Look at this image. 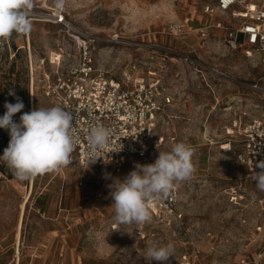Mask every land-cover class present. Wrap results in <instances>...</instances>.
Segmentation results:
<instances>
[{
  "label": "rangeland",
  "instance_id": "rangeland-1",
  "mask_svg": "<svg viewBox=\"0 0 264 264\" xmlns=\"http://www.w3.org/2000/svg\"><path fill=\"white\" fill-rule=\"evenodd\" d=\"M206 1L33 0L32 12L52 13L63 5L68 20L86 35L94 64L107 75L130 84L164 77L175 101L165 109L148 157L138 163H154L159 151L183 142L193 149L195 172L173 187V212L165 207V197L155 198L149 202L151 220L142 224L115 222L108 187L112 178L123 180L137 163L117 168L72 159L59 173L30 181L8 175L0 180V264L16 257L18 247L20 257L46 247L66 264H158L145 258V249L167 243L175 251L164 264L251 263L261 252L264 205L258 197L264 191L237 162L234 139L236 121L264 113V56L250 47L222 50L214 40L196 35L192 24L207 20L202 13ZM31 18V31L14 33L15 43L29 40L36 62L55 57L63 47L71 55L68 64L77 65L81 41L50 16ZM171 21L188 23L190 33L184 38L167 34ZM27 55L20 50L0 76V111L5 113L4 104L19 97L24 108L14 115L18 120L25 112L51 105L39 80L31 93ZM47 61L42 70L51 72Z\"/></svg>",
  "mask_w": 264,
  "mask_h": 264
},
{
  "label": "built area",
  "instance_id": "built-area-1",
  "mask_svg": "<svg viewBox=\"0 0 264 264\" xmlns=\"http://www.w3.org/2000/svg\"><path fill=\"white\" fill-rule=\"evenodd\" d=\"M202 13L207 20L196 26L194 32L203 41L214 40L222 50L250 47L256 54L264 56V0H208L202 7ZM32 16L43 20H49L50 16L53 23L62 25L71 37L81 41L77 65L68 64L71 55L63 47L53 53L55 57H40L36 62L30 41L22 45V49L28 52L31 93L36 80H39L45 96L51 102L46 108L60 106L73 115L80 144L71 154V160L76 159L81 165L92 162L88 154L87 129L96 123L115 129L110 145L95 162L97 165L120 168L145 160L152 149L155 130L164 118L165 109L175 101L164 77H154L150 81L141 79L130 84L107 75L105 70L94 64L86 35L68 20L63 5L52 13L31 11L30 19ZM224 18L233 20V24L227 25ZM189 28L190 25L184 21H171L165 32L184 38L190 33ZM182 55L185 61L191 60L189 56ZM14 56L11 38L0 42V76ZM46 60L52 65L51 72L42 70ZM37 72L42 75L39 79ZM4 114L0 111V116ZM13 119L19 122L15 116ZM235 125L238 127V135L234 139L237 145L236 160L253 176V172L261 170L257 165L264 162V113L245 122L236 121ZM9 140V132L0 128V156ZM11 173L6 163L0 160V180L7 179ZM258 201L264 205V195L259 196ZM176 202L177 189L173 188L163 203L173 212ZM263 251L264 245L251 263L243 259L241 264H264Z\"/></svg>",
  "mask_w": 264,
  "mask_h": 264
},
{
  "label": "clouds",
  "instance_id": "clouds-1",
  "mask_svg": "<svg viewBox=\"0 0 264 264\" xmlns=\"http://www.w3.org/2000/svg\"><path fill=\"white\" fill-rule=\"evenodd\" d=\"M33 0H0V42L17 35L28 34ZM9 95H15L9 91ZM0 128L9 132L10 140L0 160L6 163L19 182L30 181L38 175L59 173L71 163V154L80 144L74 129L73 115L60 106L39 107L23 113L19 122L13 117L24 108L22 100L4 104ZM115 129L93 124L87 129L88 154L95 163L110 145ZM193 149L183 142L175 143L170 151H159L154 163L135 165L123 180L112 178L110 196L118 224H142L151 220L149 202L169 195L175 184L186 181L195 172ZM253 172L258 190L264 191V162ZM108 178V174H106ZM173 243L153 244L145 249V258L164 264L173 256Z\"/></svg>",
  "mask_w": 264,
  "mask_h": 264
},
{
  "label": "crops",
  "instance_id": "crops-1",
  "mask_svg": "<svg viewBox=\"0 0 264 264\" xmlns=\"http://www.w3.org/2000/svg\"><path fill=\"white\" fill-rule=\"evenodd\" d=\"M192 25L194 27L198 26L197 23ZM19 257L20 253L19 256L17 254L16 257L4 264H66L64 259L61 258V256L56 258V256H53L51 251L46 247L41 249L39 252L30 253L26 257Z\"/></svg>",
  "mask_w": 264,
  "mask_h": 264
},
{
  "label": "trees",
  "instance_id": "trees-1",
  "mask_svg": "<svg viewBox=\"0 0 264 264\" xmlns=\"http://www.w3.org/2000/svg\"><path fill=\"white\" fill-rule=\"evenodd\" d=\"M11 38V45H12V50H13V52L15 53V56H14V58H13V60L14 59H17V56H18V54L20 53V50H22V45H19V44H17V43H15V41H14V38H13V35H12V37H10ZM12 60V61H13ZM11 61V62H12ZM1 83V82H0ZM11 177H14L13 176V173H11V174H9Z\"/></svg>",
  "mask_w": 264,
  "mask_h": 264
},
{
  "label": "bare ground",
  "instance_id": "bare-ground-1",
  "mask_svg": "<svg viewBox=\"0 0 264 264\" xmlns=\"http://www.w3.org/2000/svg\"><path fill=\"white\" fill-rule=\"evenodd\" d=\"M33 101H34V99H33ZM28 198H29V195L27 196L26 201H28ZM26 201L24 202V208H25V205H26ZM19 253H20V248L18 247V250H17L18 256H19Z\"/></svg>",
  "mask_w": 264,
  "mask_h": 264
}]
</instances>
